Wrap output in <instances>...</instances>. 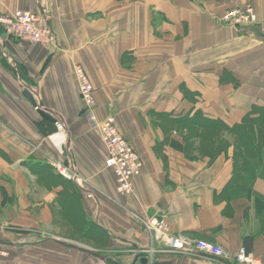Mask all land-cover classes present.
Returning <instances> with one entry per match:
<instances>
[{
  "label": "crops",
  "instance_id": "crops-1",
  "mask_svg": "<svg viewBox=\"0 0 264 264\" xmlns=\"http://www.w3.org/2000/svg\"><path fill=\"white\" fill-rule=\"evenodd\" d=\"M247 4L254 23L223 21ZM42 7L54 47L0 29V264H238L152 242L141 222L151 218L232 253L248 243L264 264V0H0V14ZM77 63L97 117L112 115L142 160L132 194L104 168ZM247 117L261 132L235 176V136L219 123ZM151 243L149 258L133 252Z\"/></svg>",
  "mask_w": 264,
  "mask_h": 264
},
{
  "label": "built area",
  "instance_id": "built-area-1",
  "mask_svg": "<svg viewBox=\"0 0 264 264\" xmlns=\"http://www.w3.org/2000/svg\"><path fill=\"white\" fill-rule=\"evenodd\" d=\"M50 17V12L46 7L34 12L15 9L0 14V29L7 35L54 47L56 35L48 23ZM256 18L254 9L249 4L229 9L222 16L224 22L237 26L252 24ZM73 70L83 104V116L89 127L98 131L106 150L104 168L112 172L115 179V190L118 194H132L133 179L142 172V160L126 137L118 130L112 115H107L104 118L97 117L94 88L83 66L77 63ZM58 128H62L61 123H59ZM56 167L62 176L69 180H75V172H72L68 167L60 164H57ZM141 222L151 234L152 242H164L168 249L182 251L193 245L198 252L221 262L261 264L260 259L247 252L244 247L232 253L213 242L203 239H190L183 234H170L167 224L162 219L151 218ZM156 251L158 248L153 243L144 249L135 248L133 250L135 254L145 255L147 258Z\"/></svg>",
  "mask_w": 264,
  "mask_h": 264
},
{
  "label": "trees",
  "instance_id": "trees-1",
  "mask_svg": "<svg viewBox=\"0 0 264 264\" xmlns=\"http://www.w3.org/2000/svg\"><path fill=\"white\" fill-rule=\"evenodd\" d=\"M195 116V115H194ZM193 116V117H194ZM250 117V116H249ZM245 118V120L242 121V123L233 125V126H225L222 123L220 124V127H224L226 130H228L229 133L233 134L234 137V164H235V176H237L238 172L243 168L244 161L240 160L243 158V153L248 150L253 149V143H257L258 136L260 134V130L258 129V124L255 122V120L251 118ZM193 121H196V117L192 118ZM203 126H206L204 124ZM248 152V151H246ZM253 153V152H252ZM237 166V167H236ZM239 166V168H238ZM240 175V174H239ZM245 242H248V238L245 239ZM248 243L246 245L248 249ZM246 249V248H245ZM246 249V250H247Z\"/></svg>",
  "mask_w": 264,
  "mask_h": 264
},
{
  "label": "water",
  "instance_id": "water-1",
  "mask_svg": "<svg viewBox=\"0 0 264 264\" xmlns=\"http://www.w3.org/2000/svg\"><path fill=\"white\" fill-rule=\"evenodd\" d=\"M23 95L28 99V101L34 106V107H36V109H37V112H38V114L43 118V119H45V120H48V121H51V122H55L56 121V119L46 110V109H44V108H42V107H39L38 105H37V102H36V100L34 99V97H33V95H32V93H31V91L28 89V88H26V89H24L23 90ZM144 259V261H146V258H143Z\"/></svg>",
  "mask_w": 264,
  "mask_h": 264
},
{
  "label": "rangeland",
  "instance_id": "rangeland-1",
  "mask_svg": "<svg viewBox=\"0 0 264 264\" xmlns=\"http://www.w3.org/2000/svg\"><path fill=\"white\" fill-rule=\"evenodd\" d=\"M189 115V114H188ZM186 116V120H188L189 119V117L190 116ZM195 114H193V116H194ZM191 118V117H190ZM187 127H189V129H191L192 128V126H190V125H188ZM194 128V127H193ZM190 132H195L193 129L192 130H189ZM219 132H220V134H223V133H225V132H228V130H226L224 127H219ZM60 174V173H59ZM62 176V175H61ZM64 177V176H63ZM4 228H6V226H3V225H1L0 226V232L1 231H3L4 230ZM6 255V251L5 250H3V248L1 247V245H0V258L1 257H4Z\"/></svg>",
  "mask_w": 264,
  "mask_h": 264
}]
</instances>
